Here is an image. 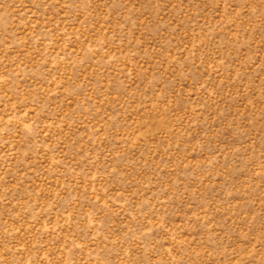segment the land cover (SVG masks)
Wrapping results in <instances>:
<instances>
[{
    "label": "rangeland",
    "instance_id": "rangeland-1",
    "mask_svg": "<svg viewBox=\"0 0 264 264\" xmlns=\"http://www.w3.org/2000/svg\"><path fill=\"white\" fill-rule=\"evenodd\" d=\"M0 264H264V0H0Z\"/></svg>",
    "mask_w": 264,
    "mask_h": 264
}]
</instances>
